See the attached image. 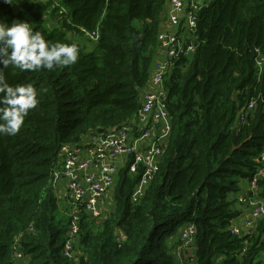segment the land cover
<instances>
[{
  "label": "trees",
  "instance_id": "obj_1",
  "mask_svg": "<svg viewBox=\"0 0 264 264\" xmlns=\"http://www.w3.org/2000/svg\"><path fill=\"white\" fill-rule=\"evenodd\" d=\"M201 1L196 49L164 77L170 129L157 172L132 203L142 171L129 176L128 164L121 168L113 209L101 222L81 217L68 258L69 225L58 215L54 187L60 150L133 121L156 63L157 35L168 26L167 0H0V22H28L50 45L79 48L75 65L5 70L11 85L31 83L40 102L17 134L0 135V264H14V248L23 264H179L169 243H180L186 224L196 228V248L182 264H262L264 216L245 236L228 227L246 210L237 201L239 182L264 154V0ZM81 29L98 39H83ZM251 101L253 111L236 126ZM258 188L264 205V174Z\"/></svg>",
  "mask_w": 264,
  "mask_h": 264
},
{
  "label": "built area",
  "instance_id": "obj_2",
  "mask_svg": "<svg viewBox=\"0 0 264 264\" xmlns=\"http://www.w3.org/2000/svg\"><path fill=\"white\" fill-rule=\"evenodd\" d=\"M168 26L157 36L158 55L152 65L149 87L142 95L139 112L133 121L120 128L98 133L88 137L83 148L64 145L60 153L63 163L54 173V187L58 181H65L64 201L70 209L71 220L64 242L63 255L72 258L76 237L80 229L82 211L90 219L100 217L102 200L117 182V173L128 164V175L142 171L139 182L131 195L132 203L145 193L149 183L158 170L162 148L170 129V119L164 102V77L180 56L193 53L196 49L194 33L197 16L205 5L201 0H167ZM60 10L58 15H62ZM81 37L95 42V32L80 30ZM187 42V43H185ZM254 101L246 104L238 114L235 125L245 122L246 113L253 111ZM136 137H132L134 135ZM80 151L83 155H80ZM259 166L248 182V189L237 196L239 204L246 210L235 218L228 227L232 235L245 236L253 229L257 220L264 216V205L257 199L258 181L264 174V154H260ZM196 228L193 224L184 225L178 233L180 245L176 255L195 241ZM14 264H23V256L14 248Z\"/></svg>",
  "mask_w": 264,
  "mask_h": 264
},
{
  "label": "clouds",
  "instance_id": "obj_3",
  "mask_svg": "<svg viewBox=\"0 0 264 264\" xmlns=\"http://www.w3.org/2000/svg\"><path fill=\"white\" fill-rule=\"evenodd\" d=\"M4 2L10 3V0ZM57 8L65 12L58 4ZM158 57L157 41L155 60ZM78 59L76 44L50 45L40 31H33L28 22L13 21L10 25L0 22V135L17 134L29 111L40 102L37 89L31 83L13 86L8 82L5 70L9 66L33 71L53 70L75 65ZM81 148L76 147L77 150Z\"/></svg>",
  "mask_w": 264,
  "mask_h": 264
},
{
  "label": "rangeland",
  "instance_id": "obj_4",
  "mask_svg": "<svg viewBox=\"0 0 264 264\" xmlns=\"http://www.w3.org/2000/svg\"><path fill=\"white\" fill-rule=\"evenodd\" d=\"M57 4L62 8V9H66L65 7H64V5L62 4L61 5V1H58L57 2ZM67 9H68V7H67ZM79 38V37H78ZM83 40V39H82ZM84 41V40H83ZM79 42L81 43V44H83V45H85V47H86V49H89L88 48V44H84L82 41H80L79 40ZM58 192V189H57V187H56V193ZM114 192V191H113ZM113 192H112V189H110L108 192H107V194L105 195V197L103 198V200H102V204H103V201H104V206L102 205V209H100V212H101V215H100V217H98V218H95L97 221H99V222H101L103 219H104V217L107 215V213H109L113 208V200L111 199L112 197H113ZM242 192H244L243 190H241V192L240 193H238V195L239 194H241ZM237 195V196H238ZM236 196V197H237ZM136 203V202H135ZM65 204V203H64ZM60 205V204H59ZM66 205V204H65ZM60 208H61V205H60ZM62 209V211L60 210L59 211V213H58V215H59V217L60 218H63V219H67L68 220V225H69V223H70V220H71V216H70V209H69V207H68V205H66V208H64V210L65 211H63V208H61ZM81 217H84V219H83V221L86 223V222H88V221H90V218H88V216L87 215H85L82 211L79 213V218L81 219ZM91 224H93V223H91ZM67 225V226H68ZM69 227V226H68ZM76 245V244H75ZM179 247H180V245H176V246H174V250H178L179 249ZM195 248H196V246H195V244L193 243L192 245H190L189 247H187L186 249H183L182 251H181V255H179L180 257H176L177 255L175 254V252H173V256L175 257V259H176V261L179 263V264H182V263H185L186 262V260L188 259V258H192L193 257V252H194V250H195ZM181 260V263L179 262L180 260ZM261 262H262V264H264V253L261 255Z\"/></svg>",
  "mask_w": 264,
  "mask_h": 264
},
{
  "label": "crops",
  "instance_id": "obj_5",
  "mask_svg": "<svg viewBox=\"0 0 264 264\" xmlns=\"http://www.w3.org/2000/svg\"><path fill=\"white\" fill-rule=\"evenodd\" d=\"M137 135L135 134L134 136H132V137H136ZM80 155H83V152H81L80 151ZM239 187H240V189L241 190H243L244 192H246L247 191V189H248V182H247V180H240V182H239ZM57 189H58V192H57V196H58V201H59V204L61 205V208H65V201H64V193H65V181H62V180H60V181H58V183H57ZM112 199V198H111ZM103 206H104V201H103V204H102ZM61 211H62V209H61ZM63 211H65V210H63ZM172 240H170V242H171ZM168 244V243H167ZM178 244V243H177ZM177 244H174V243H169V245L172 247V249L174 248V246H176ZM176 257H178V256H176ZM180 260V259H179ZM180 263H181V260L179 261Z\"/></svg>",
  "mask_w": 264,
  "mask_h": 264
},
{
  "label": "water",
  "instance_id": "obj_6",
  "mask_svg": "<svg viewBox=\"0 0 264 264\" xmlns=\"http://www.w3.org/2000/svg\"><path fill=\"white\" fill-rule=\"evenodd\" d=\"M102 131H99V133H101Z\"/></svg>",
  "mask_w": 264,
  "mask_h": 264
}]
</instances>
